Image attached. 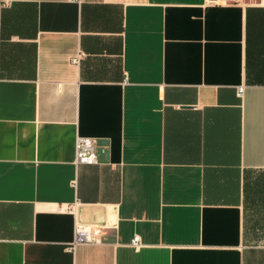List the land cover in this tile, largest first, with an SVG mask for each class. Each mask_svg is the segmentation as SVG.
<instances>
[{
    "label": "crops",
    "instance_id": "crops-1",
    "mask_svg": "<svg viewBox=\"0 0 264 264\" xmlns=\"http://www.w3.org/2000/svg\"><path fill=\"white\" fill-rule=\"evenodd\" d=\"M257 1L0 0V264H264Z\"/></svg>",
    "mask_w": 264,
    "mask_h": 264
},
{
    "label": "built area",
    "instance_id": "built-area-1",
    "mask_svg": "<svg viewBox=\"0 0 264 264\" xmlns=\"http://www.w3.org/2000/svg\"><path fill=\"white\" fill-rule=\"evenodd\" d=\"M257 4H264V0H258ZM78 60V56L74 58ZM243 87L237 88L238 95H242ZM95 140L89 136H77L75 142V162L94 164L97 162V156L94 146ZM101 241V227L90 224H76L74 228L73 243H99ZM132 244L136 247L140 245L135 237Z\"/></svg>",
    "mask_w": 264,
    "mask_h": 264
}]
</instances>
